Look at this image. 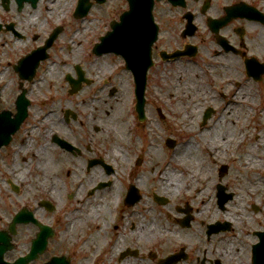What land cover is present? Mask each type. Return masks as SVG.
<instances>
[{"label": "flooded vegetation", "instance_id": "obj_1", "mask_svg": "<svg viewBox=\"0 0 264 264\" xmlns=\"http://www.w3.org/2000/svg\"><path fill=\"white\" fill-rule=\"evenodd\" d=\"M67 1V8H63ZM124 1L126 9L128 0ZM77 3L78 0H0V114H9L10 118L19 110L25 114L10 145L0 149V198L2 187L6 188V208H0V232L11 238L14 250L34 241L40 226L16 224L14 233L9 228L13 216L26 208L38 223L52 230L47 240L49 257L64 255L70 257V264L78 248L84 259L92 256L90 264H264V229L258 227L261 221H254L249 228L244 223L235 226L213 217L221 212L234 218L228 206L242 196L235 192L239 189L237 183L230 184L232 190L219 185L224 195L232 196L230 200L219 204L216 197L208 194L197 208L187 195L190 186L186 180L179 185L184 194L170 188L172 177L168 179L165 173L176 169L171 165V156L163 161L164 169L155 177L153 165L146 166L144 147L117 151L115 141L108 146L103 137L92 138V109L100 107L107 117L115 109L123 112L118 120L124 123V130L112 136L122 141L134 136L126 134L130 129L127 123L139 120L133 74L114 53L94 55L96 41L90 42L87 51L83 48V38H79L83 27L73 29L81 21L74 17ZM67 15L70 21L65 20ZM153 19L158 32L151 47L153 66L147 70L145 80V121L153 117L151 111L161 120L171 113L161 98L167 70L180 62L192 63L207 77L209 66L215 68L204 58L208 53L224 62L237 61L244 77L253 81L252 87L264 108V0H154ZM189 46L197 48L196 57L176 61L161 58L163 52L186 51ZM104 57L114 63L112 72L99 77L90 73ZM199 57L201 61H197ZM250 59L262 67L256 77L245 68ZM209 91L213 94L210 101L217 102L214 85ZM119 92L124 94L121 106L101 105L113 101ZM36 143L39 154L31 151ZM165 146L174 152L177 143ZM63 156L73 164L48 173L53 164L60 166ZM115 157L123 170L117 168ZM37 158L43 160L42 166ZM229 169L227 165L223 173L218 171L220 180ZM22 170L36 178L38 192L18 199L25 185ZM149 172L151 183L147 179ZM258 173L264 177V171ZM59 174L73 177V183L60 182ZM54 178L56 182L50 180ZM257 180L256 184L262 183L264 188V178ZM205 187L195 192L202 193ZM242 199L245 202L244 196ZM253 204V213L264 215V206ZM211 205L210 220L200 218ZM76 221L78 244L73 240L75 233H71ZM21 255L24 254L19 252L15 258Z\"/></svg>", "mask_w": 264, "mask_h": 264}, {"label": "rangeland", "instance_id": "obj_2", "mask_svg": "<svg viewBox=\"0 0 264 264\" xmlns=\"http://www.w3.org/2000/svg\"><path fill=\"white\" fill-rule=\"evenodd\" d=\"M70 1H67L65 6L63 8H67L68 3ZM125 3L124 0H109L106 5L104 6H95L93 7L89 13V15L82 21L73 26V29H77V26L83 27V36H80L79 38H83V48L87 51L88 45L91 41H95L97 36L104 33L105 29H107L108 22L112 19L113 16H116V14H119L120 11L123 9V4ZM66 21L68 20V15L65 17ZM108 30V29H107ZM259 32V31H258ZM262 38L264 40V32L261 34ZM101 37V36H100ZM99 39V37L97 38ZM85 40V41H84ZM261 40V42H263ZM259 42V40L257 41ZM90 47V45H89ZM200 55V54H199ZM202 54L200 55V57ZM200 57L197 59V61H201ZM205 60L208 62V64L215 65V68H208L210 71L207 74V77H204L203 72L194 67L193 64H185V62L178 63L174 68L171 66V69H168L167 74V83L164 85L163 89V95L162 99L168 103V106L171 109V114L167 116V119L161 120L159 116H156L154 113L153 117H150V120L147 122L144 121L143 123H140L136 120V123L129 122L127 123V130L129 131L126 134H134L132 138H127V140L122 141L118 139L117 137L114 138L112 136L121 135L120 132L124 130V123L120 122L118 120V116L122 115L123 112L119 113V109H115L114 111H111V117H107L104 113L101 112V108L98 107L97 109H92V123L89 128H91V134L92 138L95 137H103L106 141V144L108 143V146H111L112 140L115 141V145L117 148V151H121L124 149L126 152H130L132 147H135L136 150L140 149L141 147L145 148V154L143 157L146 158L148 161L147 167L149 165H153L152 168H154L153 172H155V177L157 174H160V171L164 169L163 161L166 160L172 151L169 152L167 147L165 146L166 141L170 139H174L177 143L176 148L173 150L175 152H178L180 150V146L184 144L187 140L192 139V141L199 143V139H196L195 135L198 133L197 131H200L199 128H201V114L204 113V109L210 105L216 106L220 103L219 96L217 102L210 101V97L213 95H210V86L214 85V91L217 93V95L220 93V91H223L229 95V98H226L225 101L230 100L231 101V87L230 85L227 88H224L226 90H223V87L226 86V84H231V82H236L237 80L239 83V87L243 86V89L247 92H254V89L248 90L247 83L244 82V78L242 75V68L237 67L234 63L238 64L237 61H231L230 64H225L224 61H221V58H215L213 56V53L205 54ZM235 60V59H234ZM109 58H102L101 60H98V63L96 66L92 67V71L90 73H96L99 76L105 75L108 76L114 67V63L112 64L108 63ZM104 62V63H103ZM234 62V63H233ZM102 63V66L99 64ZM200 63H203L200 62ZM107 64V65H106ZM200 75V76H199ZM208 85V86H207ZM245 86V88H244ZM212 88V87H211ZM209 89V90H208ZM231 89V90H230ZM247 92H244L246 94H249ZM122 95H124L122 93ZM120 95V92L118 93V97L114 98L113 101L107 102L106 104H101L103 107H109L113 106L115 103H118V106H121L120 103V97H123ZM252 95V94H249ZM255 104L252 105L251 102H242L239 106H234L236 108V111L232 109L230 113V107L228 108L227 112L223 113L221 116V119L216 121L218 117L221 115L222 111H219L216 116H214L210 121H207L205 128L213 126H228L233 129V135L229 133L231 136L229 138V144L226 148L224 147H217L215 148V151L221 154V158L216 159L217 161L213 162L214 159H209L208 155H205L204 151H200V158H202L205 163V167L209 170L211 173V176L213 177L214 181L217 182V184L221 183L222 185H225L229 187L230 190V184L237 183L239 185V189H236L235 192L238 195L244 196L245 202H242V196L234 199L229 204V212L231 211L232 217L237 219L239 222L235 223V226L239 223H244L247 225V227H251L254 221L258 222L261 221L259 228L264 229V215H255L251 209V205L253 203H259V205L264 206V188L260 183L259 185L256 184L258 175L260 178H264L262 175H260L258 172H263L264 170L260 165H257V168L253 170L248 177H243L241 174V169L238 164V159H241L243 155H245V152L248 150L246 147L253 146L254 143V135L255 134H261L262 138L264 136V108H262L260 105V99H257V95L255 94ZM122 100V98H121ZM258 104V105H257ZM120 108V107H119ZM126 112V109H125ZM239 112V113H238ZM243 112V114H242ZM263 120H260V119ZM236 124V125H235ZM236 127H244L245 129V135L243 137L244 144L238 145L236 143V132H235V126ZM95 128H98L97 131H95ZM115 128L117 129L115 131ZM226 131V130H225ZM68 133V131H67ZM142 133V136H141ZM125 134V135H126ZM203 133L202 135H204ZM195 135V136H194ZM106 136H108L106 138ZM192 136V137H191ZM114 139H112V138ZM195 138V139H194ZM43 143V142H42ZM41 143V144H42ZM148 143L150 146L147 145ZM201 143V142H200ZM153 148H151L152 146ZM201 147L204 148L202 144H200ZM39 147V144H33L31 151L38 154L40 153L39 150L36 149ZM106 148V145L103 144V149ZM41 149V148H40ZM109 157H112V154L109 153ZM117 159V157H115ZM33 160V159H32ZM30 160L29 163L35 165L34 161ZM212 160V161H211ZM32 161V162H31ZM69 163H72V161L66 160V158L63 156V160L60 161V166L57 167L55 164H53V167L49 169L50 174H54L57 170H64V167L68 165ZM73 164V163H72ZM121 162L117 159V168L121 169L120 166ZM229 165L230 169L228 174L224 176L222 180L219 179V175H217L218 170L223 165ZM171 165H174V163H171ZM23 168L26 167V164H23ZM169 168V167H168ZM167 168V169H168ZM174 169V167H173ZM22 176L24 179L23 183L25 184L23 187V192L21 193V196L18 197L22 198L24 195H31L36 194L38 192V186L36 185V178L34 176L31 177L28 176L24 170H22ZM2 176V174L0 175ZM53 175H50V177ZM148 176V182L151 183V172H149ZM59 181L66 182L67 185L73 183V177H62L60 174L58 175ZM186 179V178H184ZM256 179V180H252ZM42 178L40 177V181ZM56 182V179H50ZM51 181V183L53 182ZM58 183V181H57ZM1 184V181H0ZM155 185V182L153 183ZM216 185V184H215ZM251 185L255 191L253 193H246L245 189L246 186ZM206 186V182L203 184H199L198 188H203ZM186 187V186H185ZM184 186L182 187L183 190H185ZM215 186H212L209 188L208 192H202L201 194H197L195 192V188L190 186V189H188L187 195H189L190 198L194 199V205L197 206V208H201V203L206 198V195L211 194V196L215 193ZM3 190V197L0 198V208H6V201H5V194H6V188L5 186L2 187ZM68 191V190H67ZM179 192L182 194L183 191L179 190ZM184 194V193H183ZM252 195V196H250ZM258 195V198L255 199V196ZM215 201V200H214ZM19 206L20 202L18 201ZM237 208L236 212H233L232 208ZM20 208V207H19ZM213 206L207 207V210L204 214L200 216V218L209 221L208 218L210 213L212 212ZM6 215V210H5ZM233 218V219H234ZM234 219V220H235ZM235 220V221H237ZM79 226L78 222L76 221L74 223V227L71 229V233H75V229ZM248 228V229H249ZM257 229V228H256ZM79 230L74 234L76 235L73 237V240L76 244H78V238L80 235L78 234ZM238 234L241 232L238 231ZM232 234H236L232 232ZM230 235V234H227ZM225 235V236H227ZM26 247H18L17 250L14 252L8 253L5 255V260L12 261L14 260L15 256L19 254V252L25 253ZM49 250V249H48ZM48 250L46 253L39 257V260L36 261V264H42L43 262L47 261L51 254V252ZM90 256V255H89ZM74 260L72 264H90V260L92 256L89 257V260L84 259L81 256V251L78 248V251L76 252L74 256ZM34 264V263H32Z\"/></svg>", "mask_w": 264, "mask_h": 264}, {"label": "water", "instance_id": "obj_3", "mask_svg": "<svg viewBox=\"0 0 264 264\" xmlns=\"http://www.w3.org/2000/svg\"><path fill=\"white\" fill-rule=\"evenodd\" d=\"M79 5L77 8L76 17H84L88 14L89 8L92 6V0H79ZM96 3H104L105 0H94ZM173 2V0H171ZM152 6L153 0H129L128 11L123 12L119 17V22H111L110 32H108L105 36L100 38V43L94 47V51L97 54H101V52H114L122 56L127 62V67L129 66V61L137 63V59L139 57L138 49L141 47V41L143 43L148 40V48L154 43L157 29L153 24L152 19ZM144 28V31H141L140 28ZM184 53H176L173 57L179 56ZM191 55H193L191 53ZM146 61L148 63V54H146ZM151 64H148L150 66ZM137 66V65H136ZM133 72V71H132ZM135 75V83H137V87L135 89V94L138 99V112H141V108L143 106V92L145 88V76H141L139 73L133 72ZM24 112L18 111V114L15 115L14 120H10L8 115L0 114V147L2 145H8L10 142V135L15 133L19 128L20 123L23 121ZM208 115L205 117L207 118ZM27 221L25 218H21L18 214L15 216L13 223L11 224V228L14 227L15 223H21ZM38 248H42V246L38 243ZM44 248V247H43ZM42 248V249H43ZM11 246L7 240L2 239L0 235V264H9L5 263L2 260L4 252L10 250ZM40 249L39 251H42ZM38 249L32 246V251L25 258H19L13 264H27L29 261L35 259L36 251ZM47 264H69V259L64 257H57L52 259Z\"/></svg>", "mask_w": 264, "mask_h": 264}, {"label": "bare ground", "instance_id": "obj_4", "mask_svg": "<svg viewBox=\"0 0 264 264\" xmlns=\"http://www.w3.org/2000/svg\"><path fill=\"white\" fill-rule=\"evenodd\" d=\"M233 88V87H232ZM235 94L233 98L235 100L240 99L244 100L246 102H251V104L256 105L253 97H255L254 92H247L249 94H243L245 92L244 89H235ZM251 90V89H248ZM118 107V105H117ZM234 111H236V108H232ZM232 111V110H231ZM239 113V112H238ZM243 114V112H242ZM260 120H263L262 118ZM264 121V120H263ZM236 125V124H235ZM234 125V126H235ZM117 129L115 128V131ZM226 130V131H225ZM235 132H236V143L238 145L244 144L243 137L245 135V129L244 127H236L235 126ZM204 135L195 134L196 139H199V143L193 142L192 139L187 140L184 144L180 146V150L178 152H172L171 156V163H174V167L176 169L171 172H166L165 176L167 178L170 176L171 179V187L173 190H181L180 184L183 180H186L188 182L189 186L194 187L195 189H198V185L200 183L206 182V187L204 188L205 192L209 191V188L215 185V181L213 177L211 176V173L209 170L203 165L205 161L200 158V151L203 150L205 155H208L210 159H214V161H217L216 159L221 158V154L215 151V148L217 147H224L226 148L229 144V138L233 135V129L228 126H211L207 131H204ZM232 134L231 136L229 135ZM194 135V136H195ZM192 137V136H191ZM195 139V138H194ZM201 142V143H200ZM254 145L251 147H246L248 150L245 152V155L242 156L241 159H238V164L241 169V174L243 177H246L250 175V173L257 168V165H260L264 169V138H262L261 134H256L254 136ZM202 144L204 146L201 147ZM116 147V145H115ZM113 151H116L114 147H111ZM37 162L39 165H43V160L40 161L37 158ZM46 167H49V165L46 162ZM186 178V179H184ZM169 179V178H168ZM255 180V179H252ZM255 189L248 185L246 186L245 192L246 193H253ZM201 191L198 192L200 194ZM233 212L237 211V208H232ZM229 214H222L215 213L213 217H219L224 221H230L231 223H237V221H234L232 218L230 219L228 216Z\"/></svg>", "mask_w": 264, "mask_h": 264}]
</instances>
